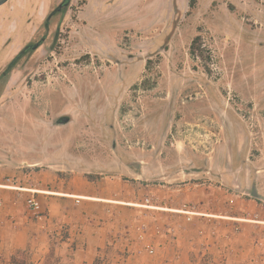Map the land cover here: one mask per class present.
Segmentation results:
<instances>
[{"label":"rangeland","instance_id":"obj_1","mask_svg":"<svg viewBox=\"0 0 264 264\" xmlns=\"http://www.w3.org/2000/svg\"><path fill=\"white\" fill-rule=\"evenodd\" d=\"M60 1L0 8V36L26 24L0 41V185L54 193L42 258L264 264V0H73L2 78Z\"/></svg>","mask_w":264,"mask_h":264},{"label":"crops","instance_id":"obj_2","mask_svg":"<svg viewBox=\"0 0 264 264\" xmlns=\"http://www.w3.org/2000/svg\"><path fill=\"white\" fill-rule=\"evenodd\" d=\"M7 181L11 182L12 179ZM32 184L33 189H23L29 192H21V188L17 186L0 185V256L7 257L9 264L13 256L9 253L19 251H31V264H41L43 261L39 253L44 249L46 224L42 222L44 217L35 212L41 208L44 200L49 207L54 204L56 198L51 196L53 192L42 189L43 184L37 179L33 178ZM62 195L71 198L83 197L78 193ZM90 199L110 201L101 197ZM30 200H33L37 207L32 206Z\"/></svg>","mask_w":264,"mask_h":264},{"label":"flooded vegetation","instance_id":"obj_3","mask_svg":"<svg viewBox=\"0 0 264 264\" xmlns=\"http://www.w3.org/2000/svg\"><path fill=\"white\" fill-rule=\"evenodd\" d=\"M11 1L12 0H9L6 4H4L3 6H1L0 8L9 5V3ZM65 2H66V0H61L58 3V5L46 16L45 21H44V28H45V31H46V35H44L43 38H41L38 42L27 44L17 54V56L8 64L6 70L2 74V78L7 77L10 74L11 70H13L16 67V65L24 57H26L29 53L38 51L40 48H42V46H44V44L46 43L47 38H48V35L47 34H50L51 33L52 25H53L54 21L56 20L57 17L62 16L66 12V10L71 6L73 0H71L68 5H65ZM193 5H194V1H193ZM22 12H23V14H22ZM8 13H12L11 17H12L13 20H11V22L12 23L15 22L14 28H12V26H11L12 23H10L9 31L10 32H13V31L16 30V32H15V35L11 37V36H8L7 35V31H4V33L0 36V41H3L5 38L12 39L13 37L21 36L22 33H23V30L26 27V24L23 21V19H24L23 18V15H24V11L23 10H16L15 9L14 11H11V12H8ZM4 18H5V15H4V17H2V21H4ZM2 21H0V23ZM0 28H2V25L1 24H0ZM59 31H61V28L60 27H58V32ZM2 36H4V37H2ZM35 46H38V47L34 49L33 47H35Z\"/></svg>","mask_w":264,"mask_h":264},{"label":"trees","instance_id":"obj_4","mask_svg":"<svg viewBox=\"0 0 264 264\" xmlns=\"http://www.w3.org/2000/svg\"><path fill=\"white\" fill-rule=\"evenodd\" d=\"M202 39L200 37H197L191 46V55L197 59H200L202 61H205V54L204 51L202 50V45H201ZM71 237L68 232H65L64 234L61 233V238H60V244L67 243L70 241ZM21 259L16 258V256H13L11 258V264H31L30 263V258L29 260L27 258L28 252L27 251H19ZM0 264H4L2 261V256H0ZM41 264H65L63 263V260L61 256L58 254L57 248L55 244L50 245L49 251L44 257L43 261ZM94 264H100L99 258L95 261Z\"/></svg>","mask_w":264,"mask_h":264},{"label":"water","instance_id":"obj_5","mask_svg":"<svg viewBox=\"0 0 264 264\" xmlns=\"http://www.w3.org/2000/svg\"><path fill=\"white\" fill-rule=\"evenodd\" d=\"M9 0H0V7L6 4ZM71 0H66L65 5H68ZM38 46L33 47L34 49ZM136 168H139V166L136 165ZM251 196L257 199H261V196L258 194L257 189L254 187L251 193Z\"/></svg>","mask_w":264,"mask_h":264},{"label":"built area","instance_id":"obj_6","mask_svg":"<svg viewBox=\"0 0 264 264\" xmlns=\"http://www.w3.org/2000/svg\"><path fill=\"white\" fill-rule=\"evenodd\" d=\"M30 203L32 204V206L34 205V206L37 207V204H35V203L33 202V200H30Z\"/></svg>","mask_w":264,"mask_h":264}]
</instances>
